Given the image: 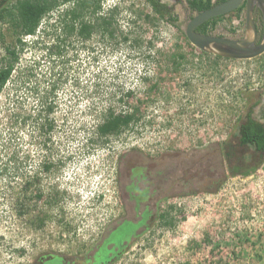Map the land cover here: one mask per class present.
I'll list each match as a JSON object with an SVG mask.
<instances>
[{
    "label": "rangeland",
    "instance_id": "obj_1",
    "mask_svg": "<svg viewBox=\"0 0 264 264\" xmlns=\"http://www.w3.org/2000/svg\"><path fill=\"white\" fill-rule=\"evenodd\" d=\"M18 1L0 8V68L12 65L0 90V264L94 250L122 210V155L220 147L264 90V53L222 58L186 38L188 20L214 0H159L163 18L146 0H100L85 14L86 38L59 22L74 0H57L34 34L19 25ZM112 7L111 38L96 17ZM108 106L137 120L99 136ZM247 167L213 193L160 202L109 264H264V158Z\"/></svg>",
    "mask_w": 264,
    "mask_h": 264
},
{
    "label": "flooded vegetation",
    "instance_id": "obj_2",
    "mask_svg": "<svg viewBox=\"0 0 264 264\" xmlns=\"http://www.w3.org/2000/svg\"><path fill=\"white\" fill-rule=\"evenodd\" d=\"M222 1L224 0H214L211 6ZM246 14V2L243 0L234 10L208 19L196 30L210 34L205 28L210 20L215 19L216 28L219 30L215 36L239 39L245 33ZM253 21L257 33L255 42L259 43L264 29L263 13L259 7L253 10ZM250 105L247 110L249 116L264 127V90ZM243 121L242 118L238 123ZM227 141L230 146L236 144L238 138L232 134ZM228 146L224 143L220 147L210 145L185 151L170 149L161 152L154 159L142 154L137 159L134 152L122 155L118 170L122 210L99 236L94 250L90 248L76 255L46 253L40 255L32 264H109L110 260L137 236L141 225L157 214L160 202L201 192L213 193L224 180V174L231 172V167L239 168L240 164L252 163L253 157L257 158L249 148L245 149L246 146L241 149L237 147L234 158L229 157ZM51 168V162L44 161L41 165L43 171H49ZM250 168L239 169L236 174H244V171Z\"/></svg>",
    "mask_w": 264,
    "mask_h": 264
},
{
    "label": "trees",
    "instance_id": "obj_3",
    "mask_svg": "<svg viewBox=\"0 0 264 264\" xmlns=\"http://www.w3.org/2000/svg\"><path fill=\"white\" fill-rule=\"evenodd\" d=\"M8 0H0V8L4 2ZM69 0H61L65 3ZM100 0H74L72 6L63 10L59 16L60 23H64L65 34H71L75 32L78 36L86 38L91 33L93 26L90 24V20L84 19L85 14L88 12H95L100 7ZM151 7L159 14L160 17L170 15L165 4L159 2V0H146ZM195 1L191 0V4L195 6ZM199 2L202 0H198ZM54 5H57V0H20L17 2L16 7L18 9L19 25H21L23 32L26 34H34L36 27L40 19L46 15ZM210 6V3L202 5L201 9H206ZM90 8H92L90 10ZM116 7H112L107 10L101 16H97L98 24L103 33H106L109 37H114L116 28L114 27V15L113 12ZM200 10V9H199ZM58 17V18H60ZM198 28H200L198 26ZM197 28V30H199ZM21 43V40H18ZM8 54L16 59L15 49H8ZM12 71V65L9 64L3 68H0V90L2 86L8 80ZM50 110V108H48ZM243 123H237L233 130V136L238 138L236 144L228 146V141L225 144L228 146V156L234 158L238 148L246 146V150L249 148L250 152L254 153L260 160L264 158V127L261 123H257L251 119L249 113L243 114ZM137 120L136 113L132 110L116 111L112 107L108 106L102 116L96 123V132L99 136H106L118 133L128 128L133 122ZM238 147V148H237ZM49 165L46 166V169ZM238 167H231V173L236 174L239 172ZM249 170L244 171L247 175Z\"/></svg>",
    "mask_w": 264,
    "mask_h": 264
},
{
    "label": "water",
    "instance_id": "obj_4",
    "mask_svg": "<svg viewBox=\"0 0 264 264\" xmlns=\"http://www.w3.org/2000/svg\"><path fill=\"white\" fill-rule=\"evenodd\" d=\"M243 0H224L210 6L195 15L187 22L184 33L189 42L201 51L228 59H250L264 53V29L259 43H256V27L253 21V10L259 7L263 13L264 26V0H245L247 14L245 19V33L242 38L232 39L196 30L203 22L213 17L234 10Z\"/></svg>",
    "mask_w": 264,
    "mask_h": 264
}]
</instances>
